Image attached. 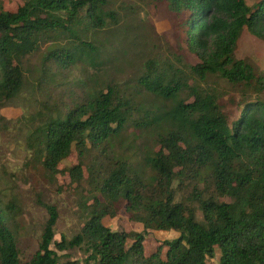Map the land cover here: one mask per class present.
Segmentation results:
<instances>
[{
	"label": "trees",
	"instance_id": "obj_1",
	"mask_svg": "<svg viewBox=\"0 0 264 264\" xmlns=\"http://www.w3.org/2000/svg\"><path fill=\"white\" fill-rule=\"evenodd\" d=\"M157 1L172 13L197 64L178 69L147 61L130 85L106 78L85 84L67 104L39 102L28 136L41 167L77 186L86 182L92 196L79 234L54 246L60 252L82 248L84 264H205L217 252L218 264H264V101L257 97L264 74L255 77L249 65L233 58L243 29L264 41V0L250 6L245 0ZM107 5L26 0L14 11L0 5V103L30 84L43 95L47 84L84 61L91 80L103 64L96 61L95 32L114 18ZM210 75L232 85L254 84V99L248 90L240 95L234 120L215 91L201 84ZM73 152L77 163L59 169ZM180 194L190 206L178 200ZM14 209L0 204V264H80L61 262L51 249L53 206L47 207L37 252L21 262L11 231ZM120 211L143 232L103 225ZM149 230L178 233L163 243L164 257L161 245L145 254Z\"/></svg>",
	"mask_w": 264,
	"mask_h": 264
},
{
	"label": "rangeland",
	"instance_id": "obj_2",
	"mask_svg": "<svg viewBox=\"0 0 264 264\" xmlns=\"http://www.w3.org/2000/svg\"><path fill=\"white\" fill-rule=\"evenodd\" d=\"M26 0H0L4 10L14 11ZM252 5L253 0H245ZM108 10L113 20L106 19V29L95 32L99 56L96 61L103 62L102 69L91 80H87L85 61L67 72L61 80L47 84L43 95L33 93L29 88L10 101L0 103V204L15 208L16 217L12 222L16 247L21 262L29 261L38 250L39 238L48 219L47 207L57 211L54 238L51 249L60 261L78 260L84 264L86 257L82 248L57 251L54 244L62 239L69 242L79 234L85 221L83 211L90 198V187L83 182L77 186L67 175L55 176L46 172L31 147L29 133L34 127L35 115L41 111V104L50 106L56 101L65 104L78 98V91L96 85L101 79L110 78L120 87L132 84V79L141 74L147 61L170 62L178 69L195 65L198 60L189 53L182 40L181 32L174 25V18L168 8L157 0H108ZM41 51L45 46L40 47ZM32 56L28 69L34 64ZM233 58L245 62L252 68L254 76L264 74V41L251 35L246 29L239 34L233 51ZM91 70V69H89ZM29 81L31 77L26 73ZM213 89L222 105L223 112L234 120L240 111V95L246 90L247 97L254 99L252 88L244 84L232 85L218 75H210L201 83ZM81 87V88H80ZM264 101V90L258 93ZM35 99V100H34ZM128 136V131L124 132ZM77 163L75 152L61 162L59 169ZM185 194L178 200L190 206ZM123 211L113 218H104L103 225L112 231L143 232L141 224L128 221ZM178 237L173 231H147L144 241L145 254L155 252L161 245L164 257L166 247L163 243ZM219 254L207 259L205 264H218Z\"/></svg>",
	"mask_w": 264,
	"mask_h": 264
}]
</instances>
